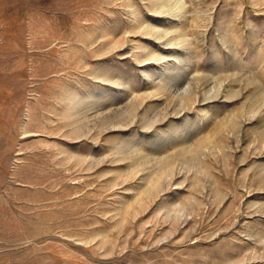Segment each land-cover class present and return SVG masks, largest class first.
Returning a JSON list of instances; mask_svg holds the SVG:
<instances>
[{"label":"rangeland","instance_id":"374dc122","mask_svg":"<svg viewBox=\"0 0 264 264\" xmlns=\"http://www.w3.org/2000/svg\"><path fill=\"white\" fill-rule=\"evenodd\" d=\"M0 264H264V0H0Z\"/></svg>","mask_w":264,"mask_h":264}]
</instances>
